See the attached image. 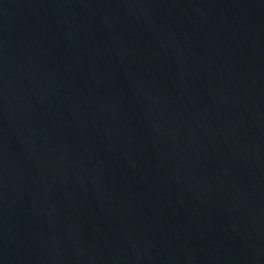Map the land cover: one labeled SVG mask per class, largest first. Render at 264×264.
Segmentation results:
<instances>
[{
  "label": "water",
  "instance_id": "1",
  "mask_svg": "<svg viewBox=\"0 0 264 264\" xmlns=\"http://www.w3.org/2000/svg\"><path fill=\"white\" fill-rule=\"evenodd\" d=\"M0 264H264V0H0Z\"/></svg>",
  "mask_w": 264,
  "mask_h": 264
}]
</instances>
